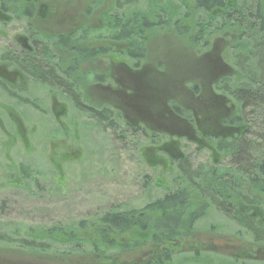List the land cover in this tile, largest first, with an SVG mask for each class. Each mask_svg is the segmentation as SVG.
<instances>
[{"label":"trees","instance_id":"1","mask_svg":"<svg viewBox=\"0 0 264 264\" xmlns=\"http://www.w3.org/2000/svg\"><path fill=\"white\" fill-rule=\"evenodd\" d=\"M70 3L72 5L65 0H0V21L24 22L27 39L40 53L37 61L33 50L32 56L25 54V58L11 52L4 58L11 67L28 68L32 77L43 73L45 64L61 72L64 58L60 56V48L68 41L78 45V37H83L88 42L85 55L92 69L90 75L96 74L102 62L108 61L105 63L108 66L126 61V57L146 61L156 75H169L170 91L174 84L175 87L179 84L183 96L179 100L165 99L169 122L164 130L153 133L145 130L152 133V140L164 136L168 142L143 151L142 156L147 161H155V165L162 162L163 171L171 169L167 160L176 163L180 185L174 193L147 203L141 209L113 210L88 224L79 222L52 228L36 239L15 243L0 236V241L29 249L34 255H46L58 244L67 252L53 251V257L74 256V259L88 254L84 264H106L103 252L107 250L118 253L115 264H166L184 250L183 236L192 229L193 223L213 209L260 245L263 250L253 251L254 257L264 252V0H82L76 5ZM66 12L72 13L63 18ZM52 21H65L68 32L60 35L54 26L51 30L40 27L41 23ZM93 21H100L102 25L92 27ZM218 40L223 43L221 50L213 48ZM154 41L161 43L155 52L161 51L159 56L166 52L167 45L178 44L184 53L183 66L171 70L164 61H159V56L153 61L149 59V45ZM186 46L208 49L195 56ZM77 52L84 50L73 54ZM222 53L228 61L221 57ZM4 58L0 57L1 63ZM77 63L74 58L75 67ZM174 74L183 80L172 82ZM96 78L91 77V83ZM157 91L158 87L154 93ZM75 107L97 121L109 117V112L98 106ZM113 117L120 119L118 113ZM16 127L21 128L19 124ZM183 140L208 151L210 167L206 173L190 171L181 153ZM223 159H227L228 166H221ZM191 195L195 198H189ZM223 247L233 252L235 246ZM250 248L241 250L244 256L252 253ZM197 249L204 251L201 246L186 250L194 253L195 262H199L195 258ZM219 249L222 247L211 251L219 254Z\"/></svg>","mask_w":264,"mask_h":264},{"label":"rangeland","instance_id":"2","mask_svg":"<svg viewBox=\"0 0 264 264\" xmlns=\"http://www.w3.org/2000/svg\"><path fill=\"white\" fill-rule=\"evenodd\" d=\"M65 1L69 5L70 2L76 5L82 0ZM90 25L99 27L102 23L93 21ZM23 31L22 21L0 24V57L7 49L15 51L13 38L23 35ZM160 45L155 41L150 43L148 56L152 61L160 55L161 51L155 54ZM186 47L195 56L208 49ZM222 47V40L213 45L216 50ZM183 55L178 44H169L166 52L159 56V61L165 60L171 70L180 69ZM221 57L228 61L225 54L222 53ZM109 60L114 61V58ZM117 65L118 61L112 63V67ZM4 66L11 68L0 62V68ZM100 67L103 69V64ZM159 83L162 84L161 80ZM18 86L11 87L6 96L0 89V236L6 241L18 243L24 239L40 238L42 233L52 228L79 222L88 224L113 210L141 209L147 203L178 189L180 176L176 163L167 160L171 169L169 172L163 171L162 162L155 165V161H147L142 156L143 151L163 145L168 142L167 139L158 137L152 140L144 127L131 126L121 119H115L113 116H117L118 112L109 105L103 107L109 112L106 120L79 116L69 107L70 118L60 117L56 120L51 115V108L57 112V116L62 108L58 110L59 106H52L50 96L44 95L45 101L37 90L29 87V83L23 92H18ZM88 94L102 105L110 104L109 100L112 101L114 97L97 87L91 88ZM74 100L79 101L75 97ZM116 101L125 110L124 99ZM54 103L57 104L56 101ZM33 104L41 114L33 109ZM15 116L21 123L20 129L13 123ZM181 150L190 171L201 174L208 171V151L197 149L196 145L186 140L181 142ZM156 154L166 158L165 155ZM221 163V166H228L227 159ZM191 197L195 198L193 195ZM183 240L186 244L182 248L184 250L166 264H264V252H259L256 257L253 254L255 250H263L260 245L255 244L241 227L213 209L193 223ZM227 244L235 246L233 252L223 247ZM193 246L204 249L195 251L198 254L195 258L199 262L193 261L194 253L186 251ZM220 247V255L211 251ZM246 247L252 249L248 257L241 252ZM237 250L239 253L236 256ZM53 251L66 253L67 249L55 244L48 254L34 255L29 249L0 241V264H84L88 255H77L74 259V256L53 257ZM116 256L118 253L110 250L103 252L106 264H115Z\"/></svg>","mask_w":264,"mask_h":264},{"label":"flooded vegetation","instance_id":"3","mask_svg":"<svg viewBox=\"0 0 264 264\" xmlns=\"http://www.w3.org/2000/svg\"><path fill=\"white\" fill-rule=\"evenodd\" d=\"M69 14L70 13L66 12L63 15V18L67 17ZM10 22H12V20L4 22L0 21V24H9ZM64 22L65 21H52L48 24L41 23L40 27L51 30L54 26L60 35H65L68 32L69 27L64 26ZM68 22L70 23L71 21ZM79 22L83 24L82 19H80ZM22 23L25 26V23ZM71 24H74L73 20ZM77 31H80V29ZM27 38L28 37L25 30L23 31V35L20 34L19 36H15L13 38V41L16 43L15 51L11 53L18 55L21 58H25V54H28L29 56L32 54L31 51L33 50L32 52L34 53V59L37 61V56H40V53H37L39 48L33 46ZM78 38L80 39L78 45H74L73 42L68 41L67 45H64V47L60 48V56L64 58L61 63V72H58L56 68H53L52 66L49 67L47 64H45L44 68L42 69L43 73H39L38 76L33 74L32 77L28 74V68L26 67H1L0 82H3V87L0 89L4 92L5 96L8 94V90H11V87L14 88L16 85H19L18 92H23L26 88V84L29 83V87L37 90L42 100L47 101V99L44 98V95L50 96L51 100L49 101L53 102L52 106H59L58 110L62 108V110L58 112V116L57 112L52 111L51 108V115L55 117L56 120H59L60 117L70 118L68 115V107L71 109L73 108L76 114L79 116H85L76 109V105L83 108H89L91 105H97L99 109H103V107L109 105V107H112L118 112L121 120L131 126L139 125L141 128L144 127V130L148 129L151 132L154 130H164L165 124H168L169 122V116H166L167 111L165 109L164 102L165 99H169L170 97H174L178 100L182 98L183 91L179 89V84L176 87L174 84L173 91H170L169 81L171 79L169 78V75H166L165 73L161 75L154 74L152 70L153 68H149L150 65L146 61L139 60L136 57H133V60L126 57V61H119L116 67H112V65L107 66L104 62L102 63L103 69L100 67V69L97 71L95 70L94 73L96 74L90 75V70L92 69L90 68L88 56L85 55V50L88 51V42L87 39H84L83 37ZM79 49L84 50L85 53L77 52L76 55L73 54L74 51H78ZM9 52V49L3 52V58H6L7 55L5 54ZM5 58L1 64L11 66V64ZM74 58H77L78 61L76 67L74 66ZM183 59L184 57H182L181 67L183 66ZM163 61V64L167 67V69H169V65L165 62V60ZM55 63L56 61L53 62V65ZM125 63H129L130 65ZM126 66L128 67L126 68ZM91 77H97L96 81L91 83ZM172 77V82L175 83L181 82L183 80L182 77L178 75L175 76V74ZM160 80L162 83L161 85L159 83ZM159 86L161 87L160 89ZM96 87L102 88L105 92L114 95L113 100H109L110 104H107V102L102 105L101 103H97L94 99L90 98L88 91L91 88ZM157 87L158 91L155 92V94L154 89ZM74 97L79 99V101H75ZM122 98L125 102V110L116 101ZM53 100L56 101L57 104L54 103ZM24 103L27 104L26 102ZM37 108L38 107H35L33 104V109L36 112L39 111ZM103 110H105V108ZM39 112L41 114V111ZM136 112L140 113V115L137 116ZM218 115H220V113ZM15 118L17 119L16 116ZM16 119H14V122L12 121L14 125L18 126L19 124L21 126L18 119V124L15 123ZM129 130L132 131L131 129ZM152 133H146L150 135L148 138H153ZM162 138L165 139L164 136H162Z\"/></svg>","mask_w":264,"mask_h":264}]
</instances>
